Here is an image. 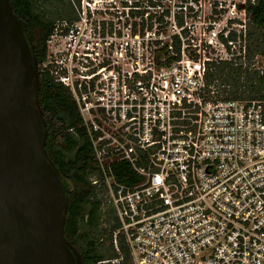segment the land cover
I'll return each mask as SVG.
<instances>
[{
  "label": "built area",
  "instance_id": "obj_1",
  "mask_svg": "<svg viewBox=\"0 0 264 264\" xmlns=\"http://www.w3.org/2000/svg\"><path fill=\"white\" fill-rule=\"evenodd\" d=\"M178 1L74 2L44 66L78 106L117 250L122 234L134 264H264V100L207 80L222 62L264 73L263 56L248 60L247 0L243 22Z\"/></svg>",
  "mask_w": 264,
  "mask_h": 264
},
{
  "label": "water",
  "instance_id": "obj_2",
  "mask_svg": "<svg viewBox=\"0 0 264 264\" xmlns=\"http://www.w3.org/2000/svg\"><path fill=\"white\" fill-rule=\"evenodd\" d=\"M0 0V264H82L66 239L70 191L46 153L39 64Z\"/></svg>",
  "mask_w": 264,
  "mask_h": 264
},
{
  "label": "trees",
  "instance_id": "obj_3",
  "mask_svg": "<svg viewBox=\"0 0 264 264\" xmlns=\"http://www.w3.org/2000/svg\"><path fill=\"white\" fill-rule=\"evenodd\" d=\"M74 2L79 0H10L16 16L25 23L27 38L34 46L39 64L41 89L39 102L46 121V153L58 169L70 191L65 226L66 239L80 253L82 264H134L126 238L114 233L120 228L114 210L91 184L99 175L91 142L83 127L71 91L58 82L47 62L48 41L57 21L78 19ZM248 31V60L264 57V0H247L245 5ZM217 83V90L233 100H264V73L214 64L207 77ZM222 86H226L223 88ZM115 173L122 183L131 184L133 170L118 164ZM119 263H112L114 260Z\"/></svg>",
  "mask_w": 264,
  "mask_h": 264
},
{
  "label": "rangeland",
  "instance_id": "obj_4",
  "mask_svg": "<svg viewBox=\"0 0 264 264\" xmlns=\"http://www.w3.org/2000/svg\"><path fill=\"white\" fill-rule=\"evenodd\" d=\"M205 6L201 9L203 11L202 17L206 14L207 19L210 20H220L224 22L230 18L240 19L241 22L244 21V13L240 11L242 8L240 5L243 4L244 0H204ZM178 0H172L166 6H175L178 4ZM177 10V9H176ZM236 10V11H235ZM248 22V21H247ZM239 30V27H235Z\"/></svg>",
  "mask_w": 264,
  "mask_h": 264
},
{
  "label": "flooded vegetation",
  "instance_id": "obj_5",
  "mask_svg": "<svg viewBox=\"0 0 264 264\" xmlns=\"http://www.w3.org/2000/svg\"><path fill=\"white\" fill-rule=\"evenodd\" d=\"M57 22H59V21H57ZM49 55H50V48H49V46H48L47 61H48V59H49Z\"/></svg>",
  "mask_w": 264,
  "mask_h": 264
}]
</instances>
